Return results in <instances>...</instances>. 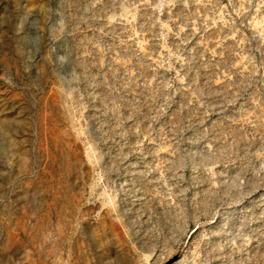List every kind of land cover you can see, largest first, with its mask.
<instances>
[{
    "label": "rangeland",
    "instance_id": "374dc122",
    "mask_svg": "<svg viewBox=\"0 0 264 264\" xmlns=\"http://www.w3.org/2000/svg\"><path fill=\"white\" fill-rule=\"evenodd\" d=\"M0 264H264V0H0Z\"/></svg>",
    "mask_w": 264,
    "mask_h": 264
}]
</instances>
